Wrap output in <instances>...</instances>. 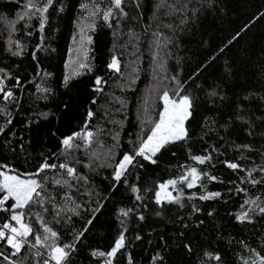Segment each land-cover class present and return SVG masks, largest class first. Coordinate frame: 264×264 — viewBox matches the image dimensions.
Listing matches in <instances>:
<instances>
[{
	"label": "snow or ice",
	"instance_id": "snow-or-ice-1",
	"mask_svg": "<svg viewBox=\"0 0 264 264\" xmlns=\"http://www.w3.org/2000/svg\"><path fill=\"white\" fill-rule=\"evenodd\" d=\"M196 2L198 7H190L192 0H185L179 5L176 3L166 5L162 0L156 7L158 9L167 7L166 15L179 13V24L186 25L190 20L198 19V13L215 8L219 0H196ZM18 7L19 11L16 12L15 18L8 21L9 31L4 40V52L10 57H24L28 52L27 41L34 35H38L39 40L30 53V59L35 61L34 74L31 77L13 75L8 68L0 67V100L3 101L0 104V114L4 117V123L0 124V213L7 217L3 223H0V264H28L29 260L31 264H71L78 245L83 242L85 234L94 226L93 221L96 220L97 214L105 206L104 202L111 199V195L101 197L92 186L89 175L80 169L95 172L97 168L111 167L108 192L112 194L124 185L134 195V201L140 202L134 203L132 207H118L115 213L119 221L118 235L109 250H90V257L103 258L102 264H122L118 254L126 258L127 264H134L133 255L128 250L130 242L126 236L127 220L132 215H136L139 221L145 220L140 208L146 207L143 201L147 193L151 192L153 194L151 198L161 207L165 204H174L184 208L185 199L188 202L196 199L200 201L223 199L225 193L208 191L207 185L211 182L223 185L225 181L208 171L199 169L200 165L211 166L213 154L219 155V149L209 145L204 149L203 154L194 155L191 148L187 147V143L192 138L191 125L200 123L198 116L204 121L202 131L205 134L215 132L219 136V128H223L227 133L229 128L234 127L236 121L247 125L246 135L252 139L242 144L232 142V149L240 152L241 155L237 161H224L225 166L237 176L236 180L227 181L230 185L227 189L228 198H239V207L229 215L238 223L250 225L253 229L257 224L261 225V231L259 233L253 231L251 239L245 237L235 240L234 243L246 252L239 256L240 264H264V254H261L264 253V91H249L242 98L238 97L232 115L224 123L219 124V128L216 127L218 124L216 116H203L201 112V108H204L206 111L215 110L219 114L224 107L223 102L227 100V96L223 90V78L210 80L211 74H205L248 25L235 32L223 46L213 50L187 77L181 78L176 74L162 78L169 81V87L163 88L162 94L159 95L162 108L157 113L158 118L152 119L146 109L139 134L134 140L129 141V149L123 151L118 159L114 149L120 148L119 133H105L100 126L95 130L90 128L89 122L96 113L89 108L84 125L79 131H72L59 137L57 151L49 150L47 154L41 152L34 171L21 172L8 159L6 152L15 154L17 149L24 152L26 144H30L31 141L26 142L23 135L17 137L13 126V112L9 109V105L17 110L22 108L21 100L24 98L26 85L29 87L34 85L35 93L31 95L36 100L48 101L55 95V89L46 86L53 74L41 67L37 54L40 51H55L46 47V29L50 26V17L53 14L63 13L65 5L63 0H23L22 4L18 3ZM79 7L86 15L81 18L79 24V39L77 40L76 35L72 37L75 48H69V54L70 59H73L75 70L72 75L63 76L62 86L65 88L70 86L74 76L93 71L89 61L94 57L89 55L91 51L89 46L93 43L91 33L96 31L98 23L102 27L111 29L114 39L125 35L123 29L128 27L126 35L129 41L133 37L139 40V34L133 31L132 26L138 24L143 16V12L140 11L143 7L140 0H107V2L92 0L91 3H80ZM133 9L136 10L135 15L132 14ZM153 15L159 20L156 13ZM261 16L264 17V13ZM150 27L151 25L145 26V33ZM164 27L175 31L170 24ZM159 28L160 25L157 24L152 31L157 49L154 57L159 56L161 44L167 47L172 42L171 38L164 36ZM17 32L22 34L21 38H17ZM115 49L114 44L106 68L109 72L120 73L121 61ZM73 51L74 58L71 56ZM165 63L166 61L161 60L157 65L164 72L167 71ZM224 64L225 72L230 73L228 61H224ZM201 77L203 83H197ZM38 79L40 82L36 83ZM107 83L103 76L96 75L92 91L96 94L103 93L104 85ZM196 92L203 93V97L196 95ZM36 93L39 95H35ZM202 100L204 103L201 102ZM91 102L95 104L96 100L93 99ZM147 103L145 101L146 105ZM208 105L212 107L209 108ZM50 115L51 112H33L27 117L25 128L39 124L42 120L46 121ZM105 115L107 116V112ZM144 124L149 125L147 131ZM107 134H112L114 147L101 154L94 146L102 147L100 136ZM52 135L55 136V133L53 132ZM219 139L225 140V137L220 136ZM14 140L15 146H12ZM176 143L185 144L188 158L195 162L196 166L187 163L178 165L181 169L179 175L157 181L151 188H142L138 183L139 175L133 173L132 169H143L144 164L140 161L157 165L163 153ZM81 150L88 158L86 164L75 155ZM244 153L249 155L245 156ZM172 155L175 156V153L173 152ZM253 156L259 158V163L252 159ZM129 175H134L137 182L130 183ZM197 186L201 190L199 193L185 192V188L193 189ZM84 197H87V200ZM93 203L95 206H92ZM191 208L192 214L201 211L195 203L191 204ZM82 213L87 214L83 226L79 229L71 227L73 217H81ZM160 214L159 211L156 212V215ZM212 214L211 211L208 212V216ZM200 223L203 224V221ZM180 235L183 236L184 233L181 232ZM134 239L139 241L142 237L137 234ZM160 240L161 250L151 256L150 264H166L164 253L167 252L168 247L163 236ZM230 242H233L231 238ZM253 244L257 246L253 247ZM183 246L189 256H198L194 242L189 241ZM213 261L215 264H224L219 251L202 250V257H198L194 264H211Z\"/></svg>",
	"mask_w": 264,
	"mask_h": 264
},
{
	"label": "trees",
	"instance_id": "trees-1",
	"mask_svg": "<svg viewBox=\"0 0 264 264\" xmlns=\"http://www.w3.org/2000/svg\"><path fill=\"white\" fill-rule=\"evenodd\" d=\"M91 2L92 0H63L65 11L50 17V26L46 29V47L55 49V51H40L37 55L41 61V67L53 74L46 86L54 88L55 95L51 96L48 101L36 100L31 95L35 93L34 85L31 87L26 85L25 95L21 100L22 108L17 110L9 105V109L13 112V126L17 137L23 135L26 142L31 141L30 144H26L24 152L18 149L15 154L6 152L8 159L19 171H34L41 152L47 154L49 150L57 151L58 138L72 131H79L84 125L89 108L96 113L89 122L90 128L95 130L97 126H100L105 133H119L120 148L114 149L118 159L123 151L129 149V141L134 140L139 134L146 109L152 119L158 118L157 97L163 88L169 87V81L162 78L176 74H179L181 78L187 77L213 50L223 46L235 32L240 31L246 24L248 26L240 33L237 40L228 46L225 53L205 74H211L209 75L210 80L223 78V90L227 96V100L223 102L224 107L219 114L215 110L206 111L204 108H201V112L203 116H216L218 119L216 127L219 128V124L224 123L232 115L238 97L242 98L249 91H264V17L261 16L264 13V0H219L215 8L198 13V19L190 20L186 25L179 24V13L166 15L167 7L159 9L156 7L162 0H140L143 5L140 9L143 16L138 24L132 26L133 31L139 34V40L133 37L129 41L126 35L128 27L123 29L125 35L114 39L112 30L98 23L96 31L91 33L93 43L89 46L91 48L89 55L94 57L89 61L93 71L83 72L81 70L82 75L74 76L68 88L63 87V76L72 75L75 70L73 59H70L69 54V48H75L72 37L76 35L77 40L79 39V24L81 18L86 15L79 5ZM184 2L185 0H163L166 5L173 3L179 5ZM18 3L22 4L23 0H0V67L8 68L13 75L31 77L34 74L35 61L30 59V53L39 40L38 35H34L31 40L27 41L28 52L24 57H10L3 50L4 40L9 31L8 21L13 20L16 12L19 11ZM190 7H198L196 0H192ZM135 13L136 10L133 9L132 14L135 15ZM153 13L159 16V20L154 17ZM157 24L160 25L159 30L164 36L170 37L172 42L167 47L161 44L159 56L154 57L157 49L154 45L152 31L155 30ZM169 24L175 31L164 27ZM148 25L151 27L145 33V26ZM17 27L20 26L17 25ZM16 36L21 38L22 34L17 32ZM114 44L116 55L121 61L120 73L109 72L106 68ZM120 45H126V47H120ZM71 56L75 57L74 51ZM161 60L166 61V72L157 67ZM224 61H228L231 68L230 73L225 72ZM96 75L103 76L108 81L101 94L92 91ZM39 82L38 79L36 83ZM197 83H203V77ZM195 94L203 97V93L196 92ZM93 99L96 100L95 104L91 102ZM145 101L148 102L147 105ZM201 102L204 103L203 100ZM2 103L3 101L0 100V104ZM243 103L247 104V102ZM208 107L212 106L208 105ZM38 111L51 112L52 115L46 121L42 120L39 124L25 128L27 117ZM140 112L141 116L138 115ZM197 119L200 123L191 125L192 138L187 143V147L191 148L194 155L203 154L204 149L209 145H214L219 149V155L213 154L211 166L200 165L199 169L208 171L225 181L223 185L217 182L207 185L208 191H220L225 193V196L223 199L208 201L196 199L188 202L185 199V207L179 208L174 204H165L163 207L156 205L151 198L153 194L147 193L143 201L146 207L140 208L145 220L139 221L136 215H132L127 220L126 236L130 242L128 250L133 255L134 264H150L151 256L161 250V236L164 237V242L168 247L167 252L164 253L166 264H194L198 257H202V250L219 251L224 264H240L239 256L246 252L234 241L245 237L251 239L253 231L257 233L261 231L260 224L253 229L250 225L238 223L229 215L239 207V198H228L227 189L230 185L227 181L236 180L237 176L225 166L224 161H237L241 155L240 152L232 149V142L242 144L252 139L246 135L247 125L236 121L234 127L229 128L227 133L223 128H219L218 136L215 132L205 134L202 131L204 124L202 117L198 116ZM2 123H4V117L0 114V124ZM143 126L147 131L146 128L149 125L144 124ZM53 132L55 136L52 135ZM112 134L101 135L102 147L94 146L101 154L114 147ZM220 136L225 137V140L219 139ZM12 146H15V140ZM173 152L175 156L172 155ZM75 155L83 163L88 162L83 150ZM244 155L249 154L244 153ZM252 159L259 163L257 156H253ZM140 162L144 164V168H135L132 172L139 175L138 183L142 188H151L157 181L179 175L181 169L178 165L187 163L196 166L195 162L189 160L184 143L170 146L168 151L160 157L157 165H151L145 161ZM80 170L89 175L92 186L101 197L111 195V199L104 202L105 206L97 214L96 220L93 221L94 226L90 227L85 234L83 242L78 245L71 264H102L103 258L90 257V250H109L118 235L119 221L115 216L118 207H132L134 203L139 204L140 202L134 201V195L124 185L112 194L108 192L111 167L97 168L95 172H90L88 169ZM128 180L130 183L137 182L134 175H129ZM200 191L199 186L193 189L185 188L186 193H199ZM84 199L87 200V197ZM93 199L95 200L96 197ZM192 203H195L201 211L192 214ZM92 206H95L94 203ZM157 211L161 214L156 215ZM209 211L213 213L211 216H208ZM6 218L3 213H0V223H3ZM86 218V213H82L81 217L74 216L71 227L81 228ZM200 221H203V224ZM181 232L184 233L183 236L180 235ZM61 234L64 235L63 232ZM137 234L142 237L139 241L134 239ZM230 238L233 242H230ZM189 241L195 243L198 256L187 254L183 245ZM256 246L253 244V247ZM118 259L122 261V264H127L125 257L118 254ZM28 264H31L30 260Z\"/></svg>",
	"mask_w": 264,
	"mask_h": 264
},
{
	"label": "rangeland",
	"instance_id": "rangeland-1",
	"mask_svg": "<svg viewBox=\"0 0 264 264\" xmlns=\"http://www.w3.org/2000/svg\"><path fill=\"white\" fill-rule=\"evenodd\" d=\"M160 94H162V92H161V91L159 92V95H160ZM157 102L159 103V105H158V107H157V108H158V110H157V111H160V110H161V108H162V101H161V100H159V96L157 97ZM138 115H139V116H141V112H140ZM148 127H149V126H148ZM148 127H147V128H148ZM147 128H146V130H147Z\"/></svg>",
	"mask_w": 264,
	"mask_h": 264
}]
</instances>
